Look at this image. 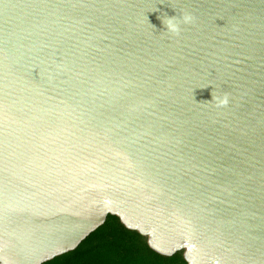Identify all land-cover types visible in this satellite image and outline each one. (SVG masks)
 I'll return each instance as SVG.
<instances>
[{"label":"water","instance_id":"obj_1","mask_svg":"<svg viewBox=\"0 0 264 264\" xmlns=\"http://www.w3.org/2000/svg\"><path fill=\"white\" fill-rule=\"evenodd\" d=\"M109 213L191 264H264V0H0V264Z\"/></svg>","mask_w":264,"mask_h":264},{"label":"trees","instance_id":"obj_2","mask_svg":"<svg viewBox=\"0 0 264 264\" xmlns=\"http://www.w3.org/2000/svg\"><path fill=\"white\" fill-rule=\"evenodd\" d=\"M187 247L163 254L150 241V234L126 225L117 214L109 213L102 225L75 249L42 264H191Z\"/></svg>","mask_w":264,"mask_h":264},{"label":"clouds","instance_id":"obj_3","mask_svg":"<svg viewBox=\"0 0 264 264\" xmlns=\"http://www.w3.org/2000/svg\"><path fill=\"white\" fill-rule=\"evenodd\" d=\"M193 22V17L190 15H184L182 18H176L175 16L171 18H166L163 21V24L166 28V31L172 35H179L181 31V25L182 24H190ZM228 99L225 96L223 99H220L217 103L218 107H224L227 106Z\"/></svg>","mask_w":264,"mask_h":264}]
</instances>
